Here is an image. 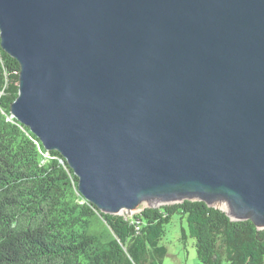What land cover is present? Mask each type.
<instances>
[{"label":"water","instance_id":"95a60500","mask_svg":"<svg viewBox=\"0 0 264 264\" xmlns=\"http://www.w3.org/2000/svg\"><path fill=\"white\" fill-rule=\"evenodd\" d=\"M0 46L11 115L100 212L203 201L264 228V0H0Z\"/></svg>","mask_w":264,"mask_h":264},{"label":"trees","instance_id":"16d2710c","mask_svg":"<svg viewBox=\"0 0 264 264\" xmlns=\"http://www.w3.org/2000/svg\"><path fill=\"white\" fill-rule=\"evenodd\" d=\"M19 70L0 46V264H162L160 240L175 213L185 215L201 264H264V228L203 201L144 207L130 217L100 212L78 192L61 154L11 117ZM95 213L114 235L106 245L86 231Z\"/></svg>","mask_w":264,"mask_h":264},{"label":"rangeland","instance_id":"374dc122","mask_svg":"<svg viewBox=\"0 0 264 264\" xmlns=\"http://www.w3.org/2000/svg\"><path fill=\"white\" fill-rule=\"evenodd\" d=\"M144 207H147L146 203H143L135 212H139ZM123 214L125 217L132 215ZM86 231L88 234L96 236L103 245H106L114 236L98 213L89 218ZM160 244L167 249L162 264H201L196 256L194 240L188 231L186 217L181 213L173 214L168 223L165 224V233L160 240Z\"/></svg>","mask_w":264,"mask_h":264},{"label":"bare ground","instance_id":"6f19581e","mask_svg":"<svg viewBox=\"0 0 264 264\" xmlns=\"http://www.w3.org/2000/svg\"><path fill=\"white\" fill-rule=\"evenodd\" d=\"M11 117H13L12 115H11ZM43 155H44V158H48L49 157V154H48V152H44L43 153ZM222 207H225L224 205H222Z\"/></svg>","mask_w":264,"mask_h":264},{"label":"built area","instance_id":"2783aa9c","mask_svg":"<svg viewBox=\"0 0 264 264\" xmlns=\"http://www.w3.org/2000/svg\"><path fill=\"white\" fill-rule=\"evenodd\" d=\"M136 213V212H135ZM134 214V213H133Z\"/></svg>","mask_w":264,"mask_h":264}]
</instances>
